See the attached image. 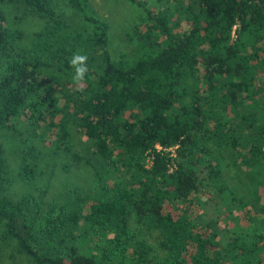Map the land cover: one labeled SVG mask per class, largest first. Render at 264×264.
Segmentation results:
<instances>
[{
  "label": "trees",
  "instance_id": "16d2710c",
  "mask_svg": "<svg viewBox=\"0 0 264 264\" xmlns=\"http://www.w3.org/2000/svg\"><path fill=\"white\" fill-rule=\"evenodd\" d=\"M15 1L49 25L17 47L0 9V131L19 116L42 121L67 150L73 123L104 167L91 194L45 207L2 193L0 146V223L18 252L33 264H264V216L243 213L264 192V0H173L159 12L127 0L149 21L130 60L110 57L107 25L87 0L65 3L93 36L68 30L52 0ZM74 54L87 56L83 81ZM35 159L23 156L26 183ZM228 168L254 204L227 182ZM132 223L157 231L161 255Z\"/></svg>",
  "mask_w": 264,
  "mask_h": 264
},
{
  "label": "rangeland",
  "instance_id": "374dc122",
  "mask_svg": "<svg viewBox=\"0 0 264 264\" xmlns=\"http://www.w3.org/2000/svg\"><path fill=\"white\" fill-rule=\"evenodd\" d=\"M91 14L106 23L107 45L113 60L133 59L142 43L140 33L148 25L146 12L127 0H87ZM145 4L150 12L172 6L173 0H137ZM52 6L70 31H80L84 36H93L96 32L92 24L85 22L77 10L66 5L65 0H52ZM0 9L5 17V24L13 33H20L14 39L17 47H32L35 35L48 26V20L15 0H0ZM186 27L182 22L181 27ZM234 30V29H233ZM192 80L188 79L190 88ZM11 129L0 131V146L6 160V180L3 194L18 199L24 194L33 195L39 202L48 206L55 203H67L73 191L89 195L95 187L96 173L104 169L102 162L93 154L92 142L82 135L75 124H69V137L64 149L61 143L57 147L44 122L31 123L24 116L12 120ZM46 133L42 137L40 131ZM32 152L36 157V174L26 183L20 177V165L23 156ZM80 159H78V158ZM149 165V162H146ZM226 169V180L234 191L254 204L253 195L247 190L245 178L237 170ZM256 212L251 206L243 211L249 222L264 216V192L258 196ZM253 220V221H252ZM139 239H144L157 249V231L145 224H131ZM5 228L0 223V264H33L27 254L19 253L13 239L5 237ZM264 257V255H263Z\"/></svg>",
  "mask_w": 264,
  "mask_h": 264
},
{
  "label": "clouds",
  "instance_id": "9594fccd",
  "mask_svg": "<svg viewBox=\"0 0 264 264\" xmlns=\"http://www.w3.org/2000/svg\"><path fill=\"white\" fill-rule=\"evenodd\" d=\"M87 56L81 54H74L70 60V66L75 68V79L83 81L88 69L86 67Z\"/></svg>",
  "mask_w": 264,
  "mask_h": 264
},
{
  "label": "built area",
  "instance_id": "2783aa9c",
  "mask_svg": "<svg viewBox=\"0 0 264 264\" xmlns=\"http://www.w3.org/2000/svg\"><path fill=\"white\" fill-rule=\"evenodd\" d=\"M155 148H156L158 151L161 150V147L158 146V145H156ZM166 151H172V149H171V148H168V149H166ZM171 155H173V154H171Z\"/></svg>",
  "mask_w": 264,
  "mask_h": 264
}]
</instances>
